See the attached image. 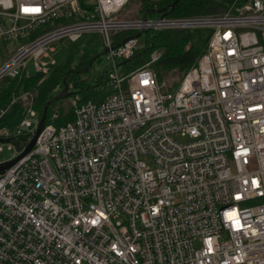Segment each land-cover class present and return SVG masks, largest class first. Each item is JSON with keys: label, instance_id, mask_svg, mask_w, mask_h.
<instances>
[{"label": "built area", "instance_id": "2783aa9c", "mask_svg": "<svg viewBox=\"0 0 264 264\" xmlns=\"http://www.w3.org/2000/svg\"><path fill=\"white\" fill-rule=\"evenodd\" d=\"M127 2L0 0V41L15 46L0 83L30 62L47 73L58 41L91 32L113 89L74 99L72 120L46 124L0 174V264H264V0L219 15L117 17ZM195 28L210 31L207 45L175 89L152 67L160 50L122 72L140 46L132 36ZM118 32L132 35L116 43ZM33 102L15 128L0 126L9 161L38 127Z\"/></svg>", "mask_w": 264, "mask_h": 264}, {"label": "trees", "instance_id": "16d2710c", "mask_svg": "<svg viewBox=\"0 0 264 264\" xmlns=\"http://www.w3.org/2000/svg\"><path fill=\"white\" fill-rule=\"evenodd\" d=\"M175 0H139L141 4L142 14L137 18H159L162 14L157 10L164 9L165 17L188 18L197 16L219 15L227 12L231 7L238 6L247 0H178L173 8L171 4ZM118 17V15H117ZM209 30L204 28L181 29V30H148L143 32V42L139 44L135 55L124 62H121L122 72L127 73L145 65L154 50L162 51L161 58L155 62L152 67L158 73L159 79L162 80L163 74L171 70H178L186 73L201 56L206 48ZM132 35V32H118L115 34V42L120 43L125 38ZM82 57V61L77 65H73L71 59L65 63H57L46 73L37 72L35 75L23 74L18 78H6L0 83V109L6 107L13 94L19 92L33 93V107L41 117L46 103L65 86L64 78L71 69L75 72L70 73L66 82L73 90L70 96L83 103L89 100L101 101L106 95L113 91L112 85L108 82L107 72L101 76L96 82L90 84L82 76V70L85 69L92 61ZM60 100L55 101L50 107L47 115L46 124H54L61 126L72 120L73 113L63 112V108L59 107V117L54 118L56 106ZM27 100L19 99L11 105L6 115L2 118L0 126L15 128L24 117ZM29 135L21 137L23 141H27Z\"/></svg>", "mask_w": 264, "mask_h": 264}, {"label": "rangeland", "instance_id": "374dc122", "mask_svg": "<svg viewBox=\"0 0 264 264\" xmlns=\"http://www.w3.org/2000/svg\"><path fill=\"white\" fill-rule=\"evenodd\" d=\"M141 4L139 0H128L125 6L118 12V17L123 19H135L142 14ZM170 30H181V29H170ZM143 42V37L139 38V43ZM15 49L13 44L3 43L0 41V65L9 57L10 53ZM55 51L53 53V57L57 60L58 63H65L68 59H71L73 65H77L82 61V57L87 55V58H91L92 61L95 57L96 60L93 61V65L88 69L87 66L82 70V76L86 78L85 80L92 84L96 82L101 76H103L110 69V61L107 59L106 54L104 53L105 47L103 45L102 37L99 33H85L81 36V38L77 40L63 39L58 41L55 44ZM91 61V62H92ZM48 71L44 76L49 75ZM28 73L30 75H35L37 72L33 66V62L29 63ZM184 74V72H180L176 69L171 70L167 73L163 74V81H166L167 85L170 88H176V81ZM69 85V84H68ZM64 89V87H63ZM62 89V90H63ZM62 90L59 92L61 93ZM69 92H73L69 85ZM19 96H21V100H27V98L31 99V92H19ZM72 102L73 97L69 96L67 98H63L59 101L58 107L56 106L53 117H59L60 113L58 112V108L62 107L63 112L68 113L71 111L72 113ZM61 116V115H60ZM34 129V127H33ZM14 152L8 149H4L0 151V163H5L12 159ZM145 160L149 165H151V158L146 157ZM259 201H252L249 204L258 203Z\"/></svg>", "mask_w": 264, "mask_h": 264}, {"label": "water", "instance_id": "95a60500", "mask_svg": "<svg viewBox=\"0 0 264 264\" xmlns=\"http://www.w3.org/2000/svg\"><path fill=\"white\" fill-rule=\"evenodd\" d=\"M178 2V0H175L172 4H171V8H173L175 6V4ZM163 11L164 9H161V10H157L158 13L162 14V18L165 17V14H163ZM146 18V16H145ZM142 35V32H139L138 34H136L135 36H132V37H135V38H140ZM129 38H126L124 41H127ZM106 51L104 50V53ZM97 57H95L93 59V61L96 60ZM93 61L89 63V66L87 67L88 69H90V67L93 65ZM75 72V69H71L68 73H67V76L70 74V73H73ZM66 76V78H67ZM66 78H64V82H65V86H64V89L62 90L61 93L57 94L56 96H54L52 99H50L44 109H43V112H42V115L40 117V121H39V124H38V127L34 133V135L32 136L30 142L28 143L27 147L25 148L24 152L18 156L16 159L12 160V161H8V162H5V163H2L0 164V174H2L6 169L10 168L11 166H13L19 159H21L23 156H25L26 154H28L34 147L35 143H36V140L37 138L39 137L40 133L42 132V130L44 129V127L46 126V121H47V115H48V111H49V107L55 102V101H58V100H61L63 98H67L71 95V92H69V85L68 83L66 82Z\"/></svg>", "mask_w": 264, "mask_h": 264}]
</instances>
